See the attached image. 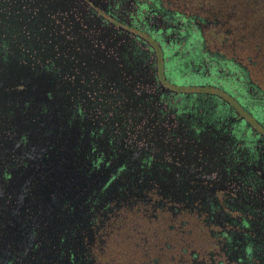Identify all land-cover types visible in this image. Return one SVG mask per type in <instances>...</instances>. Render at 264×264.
<instances>
[{
	"label": "flooded vegetation",
	"instance_id": "obj_1",
	"mask_svg": "<svg viewBox=\"0 0 264 264\" xmlns=\"http://www.w3.org/2000/svg\"><path fill=\"white\" fill-rule=\"evenodd\" d=\"M70 1L107 36L92 50L106 66L39 72L64 82L67 124L105 181L79 205L76 242L61 239L62 264H264V31L217 20L215 0Z\"/></svg>",
	"mask_w": 264,
	"mask_h": 264
},
{
	"label": "water",
	"instance_id": "obj_2",
	"mask_svg": "<svg viewBox=\"0 0 264 264\" xmlns=\"http://www.w3.org/2000/svg\"><path fill=\"white\" fill-rule=\"evenodd\" d=\"M79 14L70 0H0V252L4 264L12 251L26 256L28 245L33 244L38 248L35 260L29 254V264H62L61 239L76 242L70 235L83 219L79 205L105 181L104 175L88 172L87 141L81 140L76 126L67 124L64 82L56 83L39 72L38 61L49 59L62 69L76 68L77 80L105 68L92 50L107 36L86 33L76 21ZM43 104L48 106L44 113ZM5 171L11 175L8 182L3 181ZM27 190L34 200L27 198ZM64 202L70 209L62 210ZM28 209L34 211L27 218Z\"/></svg>",
	"mask_w": 264,
	"mask_h": 264
},
{
	"label": "trees",
	"instance_id": "obj_3",
	"mask_svg": "<svg viewBox=\"0 0 264 264\" xmlns=\"http://www.w3.org/2000/svg\"><path fill=\"white\" fill-rule=\"evenodd\" d=\"M199 1L203 4L214 3L211 0ZM215 3L217 20L227 21L228 17H232L240 26L247 24L249 32L255 37L264 31V0H215ZM252 41L256 47L259 41Z\"/></svg>",
	"mask_w": 264,
	"mask_h": 264
}]
</instances>
